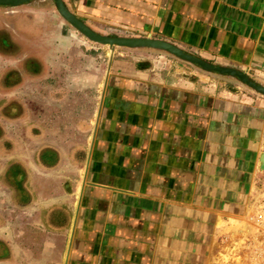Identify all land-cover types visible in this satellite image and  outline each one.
I'll return each instance as SVG.
<instances>
[{
    "label": "crops",
    "instance_id": "1",
    "mask_svg": "<svg viewBox=\"0 0 264 264\" xmlns=\"http://www.w3.org/2000/svg\"><path fill=\"white\" fill-rule=\"evenodd\" d=\"M64 2L99 32L163 39L264 84V0ZM21 19L47 29L40 46ZM0 50V264H252L264 95L94 43L53 0L0 7Z\"/></svg>",
    "mask_w": 264,
    "mask_h": 264
},
{
    "label": "water",
    "instance_id": "2",
    "mask_svg": "<svg viewBox=\"0 0 264 264\" xmlns=\"http://www.w3.org/2000/svg\"><path fill=\"white\" fill-rule=\"evenodd\" d=\"M29 0H0V6H18L27 3ZM58 14L74 29L94 43H98L114 50L116 47L129 49H153L164 52L174 57L195 64L203 71L217 73L231 79H236L241 85L252 91L264 95V84L254 81L248 71L237 69L227 65H217L194 54L188 53L183 48L163 39L151 36H113L98 32L88 25L84 20L74 14L65 4L64 0H53Z\"/></svg>",
    "mask_w": 264,
    "mask_h": 264
},
{
    "label": "rangeland",
    "instance_id": "3",
    "mask_svg": "<svg viewBox=\"0 0 264 264\" xmlns=\"http://www.w3.org/2000/svg\"><path fill=\"white\" fill-rule=\"evenodd\" d=\"M16 25L19 28H21L22 30H24V35L28 36L24 40V42L28 43L29 45L40 46V44L37 43V42H38V40L41 42V39L35 38L36 37L35 35H39L41 33H47V29H45V27H43L42 30H41L39 26L33 25L30 20H26V19L23 20V19H21L20 21H17L16 22ZM48 37L50 38V36H48ZM38 48L40 49V47H38ZM38 48H37V50H39ZM7 56H10V55L4 53L3 50H0V62L3 59H5ZM172 58L178 59V58L173 57V56H172ZM180 61L183 62V60H180ZM183 63H186V65H190L189 67H192L193 66V67H195L197 69H201L199 66H197L195 64H192V63H189V62H186V61H184ZM4 72H5V68L0 63V75L3 76L4 75ZM236 81L238 82L239 85H241L238 80H236ZM241 86H243V85H241ZM2 90H4V91H7L8 90V86L3 82V77H2V80H0V91H2Z\"/></svg>",
    "mask_w": 264,
    "mask_h": 264
},
{
    "label": "built area",
    "instance_id": "4",
    "mask_svg": "<svg viewBox=\"0 0 264 264\" xmlns=\"http://www.w3.org/2000/svg\"><path fill=\"white\" fill-rule=\"evenodd\" d=\"M262 209L264 212V199L262 200ZM262 220L257 223L258 230L256 231V236L252 240V264H264V216Z\"/></svg>",
    "mask_w": 264,
    "mask_h": 264
},
{
    "label": "flooded vegetation",
    "instance_id": "5",
    "mask_svg": "<svg viewBox=\"0 0 264 264\" xmlns=\"http://www.w3.org/2000/svg\"><path fill=\"white\" fill-rule=\"evenodd\" d=\"M48 0H29L27 3L25 4H21V5H18V6H0V7H6V8H9L11 10H13L14 8H18L20 6H23V5H30V6H37V5H41L43 4L44 2H46ZM52 1V0H51ZM8 14V13H7ZM97 31V30H96ZM99 32V31H98ZM114 36V35H113ZM2 129V127H0Z\"/></svg>",
    "mask_w": 264,
    "mask_h": 264
}]
</instances>
